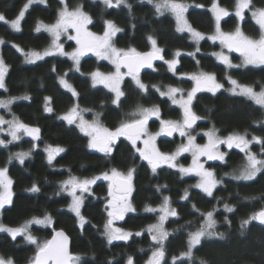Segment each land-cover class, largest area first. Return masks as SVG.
I'll return each mask as SVG.
<instances>
[{
	"label": "trees",
	"instance_id": "obj_1",
	"mask_svg": "<svg viewBox=\"0 0 264 264\" xmlns=\"http://www.w3.org/2000/svg\"><path fill=\"white\" fill-rule=\"evenodd\" d=\"M191 4L186 16L195 30L201 32L204 39L197 43L188 32H178L175 17L170 12L157 15L155 8L147 0H128L131 12L124 5L119 8H106L102 0H67L70 9L83 5V9L92 17L90 29L93 32L104 31V21L111 20L123 29L114 37L115 46L122 49L135 48L139 52L152 50L148 40L152 36L157 47L163 49L164 60H179L176 74L168 71L164 60L152 69L140 75L143 83L149 86L148 92L142 93L136 88L131 78H125L122 84L124 96L119 104H113L114 93L106 87H93L90 73L96 70L111 72L114 67L107 61L99 60L94 55L84 57L80 62V72L73 69V62L61 55L48 56L35 63H25L24 56L12 45H18L24 52L42 51L51 43V36L45 31L36 32L38 21L52 24L57 19L59 0H47L45 4L33 3L21 20L19 31L11 29L9 24L0 21L1 56L7 65L5 85L7 91L0 89V98L22 97L28 95L29 100L17 99L10 106L13 114L23 123L38 127L40 138L32 140L22 137L7 147L0 146V168H7L13 180L12 203L1 209L2 221L11 227H18L33 217L42 218L50 215L53 224L49 227L35 225L30 231L39 241L50 239L54 230L67 232L72 241V252L82 256L81 264H127L128 257L133 258V264H145L151 253L159 247L147 231L149 225L158 221L159 214L146 212L145 206L156 208L162 205L163 198H169V206L177 213L165 221V229L169 233L163 241L164 258L162 264H172V258L178 257L176 264H264V224L250 221L245 227L241 223L245 219L264 209V171L258 173L252 181L235 180L242 165L246 162L245 153L237 150L229 151L227 162L209 163L218 181H221L213 191V196L196 188L197 176L181 175L177 169L161 166L153 174L146 161L133 155L130 142L120 137L111 158L88 147L89 137L79 128L59 117L68 113L75 105L81 109H89L87 117L99 114L100 122L107 128L115 130L120 123L128 118L138 106L150 108L158 106L160 118L164 120L179 119L181 109L173 105L167 96H160L151 87L156 85L160 91L168 86L190 91L193 81L188 74L211 73L224 85L215 94L207 91L198 92L192 102V110L200 116L199 126L204 129L218 130L221 136L239 133L264 139V109L242 96L232 95L226 89L230 88L227 76L230 75L240 84L249 85L255 91L264 88V65L240 68H226L216 56L221 50L220 43L209 39L215 33L214 16L211 12L213 0H176ZM28 0H0V13L8 21L16 18ZM221 7L229 11V16L221 20L224 31H234L237 23L242 31L249 36L259 35V26L251 17V10L264 8V0H251V10L244 13V20L235 17V0H218ZM202 6V7H198ZM197 46L199 52L196 51ZM179 51L181 55L174 57ZM195 53V56L188 55ZM234 65L242 62L241 55L231 53ZM55 67V71H53ZM65 79L76 90L78 96L62 87L58 77ZM45 97L53 112L44 111ZM156 121L152 119L151 129H155ZM0 139L11 140L5 132L0 131ZM159 148L164 153L176 150L179 141L174 139H159ZM61 147L60 152L49 165L45 147ZM35 146V147H34ZM264 145L254 143L251 150L258 155ZM31 155L21 165L18 160L9 162L11 154L29 151ZM181 161L189 164L188 158ZM111 168L127 172L135 168L131 204L135 208L117 220V224L133 235L127 241L107 242L103 235L107 220L105 207L108 199V182L98 180L91 187V195H85L82 215L88 221L83 228L77 222L75 214L69 211L71 197L66 192H60V183L75 176L92 178ZM36 184L40 191H28ZM159 186V190H157ZM185 189L189 198L182 199ZM59 193V194H58ZM228 204L234 211L228 212L224 205ZM213 212L217 232L224 233V238L203 237L201 244L193 248L191 260L181 257L187 251V241L190 232L196 231L204 222V214ZM227 217L229 223L225 222ZM136 232H141L136 236ZM35 254V246L27 244L22 236L15 241L7 233H0V256L11 257L15 264H31Z\"/></svg>",
	"mask_w": 264,
	"mask_h": 264
},
{
	"label": "snow or ice",
	"instance_id": "obj_2",
	"mask_svg": "<svg viewBox=\"0 0 264 264\" xmlns=\"http://www.w3.org/2000/svg\"><path fill=\"white\" fill-rule=\"evenodd\" d=\"M47 0H28V3L20 10L15 19L7 21L3 13H0V21H3L15 31L20 30L21 20L25 16V12L29 6L33 3L45 4ZM149 4H152L155 8L157 15H163L165 12H171L176 19L178 32H185L191 34V38L197 43L204 39V35L192 28L185 18L184 13L187 10V6L181 3H177L176 0H147ZM61 7L57 12V19L52 24H45L43 21H38L35 27L36 32L44 30L52 37L50 45L44 49L43 52L28 51L24 52L18 45L12 46L21 52L24 56L25 63H35L37 60H42L46 56L63 55L67 56L73 62V69L76 72H80V60L85 54L92 52L98 58L108 60L114 65L115 70L110 73H101L99 70L90 73L93 87L97 84H103L110 92L114 93L113 104L118 105L120 98L124 96V92L121 90V83L125 76L131 77L137 89L142 93H147L149 86L142 82L140 73L142 69L153 68V62L156 60H164L162 55L163 49L157 47L156 40L149 36L148 40L152 45V50L149 52H139L135 48L121 49L115 46L114 37L117 33L122 32L123 29L118 27L113 21H104V31L102 34H96L88 30V25L92 24V17L84 11L83 5H77L75 8L70 9L67 5V0H59ZM102 3L106 8H119L124 5L131 12V4L128 0H102ZM251 0H235V17L239 21L244 20V10L249 9ZM202 7V6H198ZM211 12L214 16L215 34L210 36L209 39L213 42L219 40L220 44L227 48L229 52H239L242 57V62L239 65L232 64L231 60L223 51L219 53H213L217 59L223 63L226 68H240L252 66L264 65V8L257 9L251 12L252 18L259 26V35L252 37L246 35L237 23L234 31L224 32L221 29V19L229 16V11L219 6L218 0H213ZM69 30H73L75 35L70 34ZM66 36L67 40L75 41L77 47L72 52H66L63 44L60 42L61 37ZM4 44V40L0 39V45ZM196 51L199 52L197 46ZM181 53L179 51L174 53V57H179ZM188 55L195 56V53H189ZM164 63L168 66V71L176 74L177 65L179 60L174 58L172 60H164ZM126 69V71H122ZM55 71V67L52 69ZM7 73V66L2 57H0V89H6L5 76ZM67 73L64 76H59L58 80L62 87L72 93L73 96H78V93L65 79ZM227 80L231 87L226 89L232 95L242 96L251 100L255 105L264 109V88H261L259 92H256L252 86L240 84L236 79H233L228 75ZM189 79L194 81V87L187 92L186 97L183 95V90L168 86L166 91H160V88L156 85L151 87L155 88L160 96H167L173 105H178L182 111V119L179 121L164 120L161 119L160 109L158 106L150 108L138 106L132 113L128 114V118L123 120L115 130H110L103 126L100 122L99 114H95L93 120H85L82 112L90 111L89 109H79L78 105L73 106L67 114L59 117L66 121L69 125L76 124L79 130L89 137L88 147L90 149H96L104 154L105 157L111 158L117 142L120 137H124L130 142L133 155L138 154L139 159L146 161L151 167L153 174L157 172V169L162 165H167L170 168L178 169L181 175L194 173L199 177L196 188L202 190L207 196H213V190L218 183L212 170L206 169L204 164L200 162L201 157H206L207 160H220L223 161L225 153L220 151L221 145H226L229 149L236 147L241 152L245 153L246 162L242 165L238 175H233L235 180L252 181L258 173L264 171V146L261 148V154L254 153L250 150V145L255 142L257 144L264 145V139L257 136H252L251 140L247 139V134L233 133L227 137H220L214 127L204 132L203 135L207 137L208 142L206 144H197L196 136L192 134L194 126L197 121L202 119L200 116L192 110V102L198 92H211L215 94L217 91L224 87L223 84L217 82L214 74L211 73H199L191 74ZM177 94H180V98L177 99ZM17 99L29 100L28 95L22 97H9L7 99H0V108H4L8 111L11 110L10 106ZM50 97H45L44 111L53 112L52 107L48 102ZM152 117H156L160 121L159 131L152 133L148 131V123ZM7 125V129L0 127V131H7V134L11 137V140L5 141L0 139V146L7 147L8 144L20 140L21 133L29 136L32 140H38L40 138V129L38 127L30 126L19 120L14 114L11 120H6L4 116H0V126ZM173 133H178L180 137L186 138V143H181L177 146L173 153H162L156 146V139L158 136L164 135L171 137ZM142 144L143 146H139ZM35 147V146H34ZM64 151L61 147L47 146L45 152L47 153V162L52 164L56 156ZM191 153L192 165L184 167L177 163V158L183 153ZM31 150L21 151L9 156V162L13 159L18 160L22 165L25 159L29 158ZM7 168H0V209H3L5 205L12 203V180L7 176ZM135 168H129L127 172H121L116 168H111L109 171H105L100 175L92 178L79 179L75 176H69V178L60 183V192H66L71 197V202L68 205L69 211L75 214L77 222L80 227L88 223L86 217L82 215L81 208L86 199L85 194L91 195V185L95 184L97 180L108 181V199L105 207L107 213V220L104 224L103 235L106 237L107 242L111 244L113 241L123 240L127 241L133 233L124 231L121 228L113 227V223L116 220H123L124 216L128 212H134L135 208L132 206L129 200V194L132 191V180ZM159 190V186H157ZM28 191L36 193L40 189L36 184H33ZM79 192V194H77ZM59 194V193H58ZM189 193L185 189L182 199H188ZM224 208L228 212L234 211V209L228 204L224 205ZM146 212L160 211L163 213L159 216L158 222L153 225H149L147 231L149 233H155L152 235V240L159 245L149 259L147 264H160L164 258L163 241L167 239L169 233L164 230L163 224L168 216H176L177 213L174 209L169 208V198L164 197L162 205L159 209H154L148 205L144 209ZM250 221H259L264 224V209L253 214L249 219H245L241 223V227H245ZM225 222L230 224L227 217ZM41 225L49 227L53 224L50 215H44L42 218L33 217L32 219L25 221L24 224L18 227H8L3 223H0V233H7L15 241L18 236H22L27 244L35 246V254L31 261V264H81L82 256L80 254H73L69 251L68 236L63 230H54V234L51 239L39 241L36 236L30 231L31 226ZM216 221L213 219V212L209 211L204 214L203 224L194 232H190L187 241V251L181 253V257H186L191 260L193 255V248L201 244V239L206 237L212 239L214 237L224 238V233L217 232ZM136 236H140L141 232H136ZM178 257L172 258V264H176ZM0 264H15V261L9 257L5 259L0 256ZM108 264H112V261H108ZM127 264H133V258L128 257ZM200 264H205L202 260Z\"/></svg>",
	"mask_w": 264,
	"mask_h": 264
},
{
	"label": "rangeland",
	"instance_id": "obj_3",
	"mask_svg": "<svg viewBox=\"0 0 264 264\" xmlns=\"http://www.w3.org/2000/svg\"><path fill=\"white\" fill-rule=\"evenodd\" d=\"M177 3H181V4H184V5H186L187 6V10L189 9V7L191 6V4H188V3H185V2H181V1H176ZM28 3V2H27ZM220 6V5H219ZM187 10H186V12L184 13V15H185V18H186V20L188 21V19H187V16H186V13H187ZM247 10H251V4H250V6H249V9H245L244 10V13H245V11H247ZM252 11H254V10H251L250 12H252ZM171 13V12H170ZM172 14V13H171ZM173 15V14H172ZM174 16V15H173ZM175 17V16H174ZM251 17H252V15H251ZM223 18H225V17H223ZM222 18V19H223ZM221 19V20H222ZM7 20V19H6ZM254 20V19H253ZM8 21V20H7ZM255 21V20H254ZM189 23V22H188ZM190 24V23H189ZM222 29V28H221ZM88 30L89 31H91V32H93L91 29H90V26L88 25ZM42 31H44V30H42ZM222 31H224L223 29H222ZM69 32H70V34H72V35H75V33H74V31L73 30H69ZM185 32H187V31H185ZM224 32H228V31H224ZM229 32H232V31H229ZM93 33H96V32H93ZM103 32H101V33H96V34H102ZM215 34V33H214ZM213 34V35H214ZM205 36V35H204ZM210 36H212V35H210ZM209 36V37H210ZM51 39H52V37H51ZM201 41V40H200ZM62 44H63V46H64V50L66 51V52H72L76 47H77V45L75 44V41H70V40H67V38H66V36H62L61 37V41H60ZM216 43H220V41L219 40H217V41H215ZM221 45V44H220ZM122 49V48H121ZM44 50H42V51H37V52H43ZM221 51H223L224 52V54L225 55H227L228 57H229V59L231 60V53H237V54H239L240 55V53L239 52H235V51H231V52H229L228 51V49L227 48H224L222 45H221V50L219 51V52H221ZM219 52H215V53H219ZM57 55H59V54H57ZM88 55H94L97 59H99V60H103V61H107V62H109L108 60H104V59H100V58H98L94 53H92V52H89V53H87V54H85L84 56H82L81 57V60L84 58V57H86V56H88ZM61 56H63V55H61ZM0 57H2L1 56V45H0ZM46 57H48V56H46ZM46 57H44V58H46ZM63 57H67V56H63ZM43 58V59H44ZM217 58V57H216ZM81 60H80V62H81ZM38 61V60H37ZM231 62H232V60H231ZM110 63V62H109ZM6 64V63H5ZM111 64V63H110ZM233 64V63H232ZM112 65V64H111ZM7 66V65H6ZM113 67H114V65H112ZM114 70H115V68H114ZM113 70V71H114ZM97 71V70H96ZM101 73H105V74H107V73H110V72H105V71H102V70H99ZM113 71H111V72H113ZM122 71H125V70H123L122 69ZM191 74H188L186 77L187 78H189V76H190ZM125 78H128V76H125L124 77V80H125ZM129 78H131V77H129ZM123 80V81H124ZM217 80V79H216ZM123 81H122V83H121V85H120V87H121V90H122V84H123ZM217 82H219L218 80H217ZM220 83V82H219ZM97 85H102V86H104L103 84H97ZM96 85V86H97ZM105 87V86H104ZM172 87V86H171ZM193 87H194V81H193ZM230 87H231V85H230ZM177 88V87H176ZM167 90V88L165 89V91ZM188 92V91H187ZM187 92L185 91V90H183V95L186 97V95H187ZM256 92H258V91H256ZM180 98V94H177V99H179ZM0 99H5V98H0ZM121 99V98H120ZM176 106H178V105H176ZM79 109H81V108H79ZM87 113H88V111H86V112H82V115H83V117H84V119L85 120H88V121H91V120H93V118H94V115L93 116H91V118H88L86 115H87ZM8 115H10V111H8V110H6V109H4V108H0V116H4V118L6 119V120H11L12 119V116H8ZM151 119H154L155 121H156V123L157 124H155L156 125V127H155V129H151L150 128V126H149V124H148V131L149 132H152V133H155V132H157V131H159V128H160V121L156 118V117H152ZM182 119V111H181V117L179 118V119H169V120H174V121H179V120H181ZM199 123H202L201 122V119L198 121V124H197V126L193 129V131H192V134L193 135H195L196 136V143L197 144H200V145H203V144H206L207 142H208V140H207V137L205 136V135H203V133L204 132H207L209 129H204V128H201V126H199ZM74 125H76V124H74ZM77 126V125H76ZM104 126V125H103ZM0 127H3L4 129H7V125H3V126H0ZM109 129V128H108ZM111 130V129H110ZM5 132L7 133V131L5 130ZM178 134V133H177ZM217 134L220 136V137H227L228 135H230V134H228V135H224V136H221L219 133H218V131H217ZM21 137H29V136H26V135H23V133H21ZM161 138V136H158L157 137V139H156V146H157V148L160 150V148H159V139ZM179 144L178 145H180L181 143H186V138L185 137H180L179 136ZM247 139H249L248 137H247ZM249 140H251V139H249ZM255 142H253L252 144H254ZM252 144L250 145V150H251V146H252ZM139 146H143L142 144H139ZM52 147H55V146H52ZM46 148V147H45ZM237 150V151H240V149H238V148H236V147H233V148H231V149H229L226 145H221L220 146V151L221 152H224L226 155H225V158H224V160L223 161H220V160H215V161H213V160H207V158L206 157H201L200 158V162L201 163H203L204 164V167L206 168V169H209V170H212L213 171V169H211V167L209 166V163H212V162H217V163H224V162H227V155H228V153H229V151H231V150ZM93 150H96V149H93ZM97 151V150H96ZM161 151V150H160ZM175 151V150H174ZM173 151V152H174ZM252 151V150H251ZM162 152V151H161ZM173 152H171V153H173ZM162 153H164V152H162ZM47 154V153H46ZM170 154V153H169ZM183 157H186V158H188V162H189V164H184L182 161H181V159L183 158ZM177 163L179 164V165H183L184 167H189V166H191L192 165V155H191V153L189 152V153H183V154H181L178 158H177ZM162 166H167V165H162ZM168 167V166H167ZM174 169H176V168H174ZM178 170V169H177ZM119 171H121V172H124V171H122V170H119ZM214 172V171H213ZM126 173V172H125ZM100 175V174H99ZM195 174L194 173H191V174H186V176H194ZM215 175V174H214ZM7 176H8V178H10L11 179V177L9 176V174H8V172H7ZM196 176V175H195ZM77 178H79V177H77ZM197 183H198V181H199V177L197 176ZM215 178H216V176H215ZM79 179H85V178H79ZM217 179V178H216ZM12 180V179H11ZM98 181V180H97ZM96 181V182H97ZM103 181H105V180H103ZM106 182H108V181H106ZM109 183V182H108ZM219 184V183H218ZM217 184V185H218ZM94 185V184H93ZM93 185H91V187L93 186ZM217 185H216V187H217ZM215 187V188H216ZM13 180H12V186H11V191H12V193H13ZM214 188V189H215ZM199 189V188H198ZM201 190V189H200ZM202 191V190H201ZM214 191V190H213ZM77 194H79V192L77 193ZM131 194V193H130ZM85 195H87V194H85ZM130 200V199H129ZM130 202H131V200H130ZM159 207L160 206H158V207H156V208H154V209H159ZM169 208H170V206H169ZM171 209V208H170ZM81 212H82V208H81ZM158 212V214H159V216L160 215H162L163 213H161L160 211H157ZM129 213H131V212H128V213H126L125 215H127V214H129ZM170 216V215H169ZM168 216V217H169ZM2 215L0 214V223H3L5 226H8L7 224H5L3 221H2ZM166 221V220H165ZM165 221H164V224H163V228H164V230L166 231V229H165ZM158 222V221H157ZM156 222V223H157ZM156 223H154V224H156ZM153 225V224H152ZM8 227H11V226H8ZM113 227H115V228H121L118 224H117V220L116 221H114V223H113ZM122 229V228H121ZM128 232H130V231H128ZM155 233H151V236L152 235H154ZM202 240V239H201ZM119 241H123V240H119ZM153 253V252H152ZM152 253H151V255L149 256V258H148V260H147V262L149 261V259L152 257ZM162 261H163V259L161 260V262H160V264H162ZM147 262L145 263V264H147Z\"/></svg>",
	"mask_w": 264,
	"mask_h": 264
},
{
	"label": "water",
	"instance_id": "obj_4",
	"mask_svg": "<svg viewBox=\"0 0 264 264\" xmlns=\"http://www.w3.org/2000/svg\"><path fill=\"white\" fill-rule=\"evenodd\" d=\"M151 51V50H150ZM147 52H149V51H147ZM163 55V54H162ZM164 57V56H163ZM161 61H163V60H156V61H154L153 62V67L156 65V64H158L159 62H161ZM123 70H125L126 71V69H123ZM147 70H149L148 68H145V69H142L141 70V73H140V75L141 74H143L144 72H146ZM199 121V120H198ZM198 121H197V123H196V125L198 124ZM149 123H150V120H149ZM148 123V124H149ZM196 125L194 126V128L196 127ZM175 134L176 133H173V135L171 136V137H169V136H164V135H161V139H163V140H167V139H171V138H173L174 136H175ZM31 138V137H30ZM132 184H133V182H132ZM0 212H1V209H0ZM59 230H62V229H59ZM64 231V230H63ZM65 232V234L68 236V247H69V251L71 252V253H73L72 252V241H71V237L67 234V232L66 231H64ZM54 234V233H53ZM52 234V235H53ZM52 238V236L50 237V239ZM73 254H75V253H73Z\"/></svg>",
	"mask_w": 264,
	"mask_h": 264
},
{
	"label": "flooded vegetation",
	"instance_id": "obj_5",
	"mask_svg": "<svg viewBox=\"0 0 264 264\" xmlns=\"http://www.w3.org/2000/svg\"><path fill=\"white\" fill-rule=\"evenodd\" d=\"M151 122H152V119H150L149 126H150ZM196 126H197V125H196ZM174 138H176V139L179 141V139H178V138H179V134L176 133L175 136H174L173 138H171V139H174ZM160 139H161V138H160ZM171 139H170V140H171ZM167 140H169V139H167ZM158 141H159V140H158ZM131 192H132V191H131ZM131 192H130V193H131ZM129 195H130V194H129ZM130 198H131V196H129V199H130Z\"/></svg>",
	"mask_w": 264,
	"mask_h": 264
}]
</instances>
